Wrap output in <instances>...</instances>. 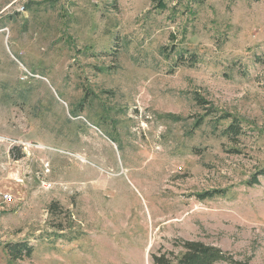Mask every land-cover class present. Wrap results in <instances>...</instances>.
<instances>
[{
  "label": "rangeland",
  "instance_id": "obj_1",
  "mask_svg": "<svg viewBox=\"0 0 264 264\" xmlns=\"http://www.w3.org/2000/svg\"><path fill=\"white\" fill-rule=\"evenodd\" d=\"M263 173L264 0H0V264H264Z\"/></svg>",
  "mask_w": 264,
  "mask_h": 264
},
{
  "label": "trees",
  "instance_id": "obj_2",
  "mask_svg": "<svg viewBox=\"0 0 264 264\" xmlns=\"http://www.w3.org/2000/svg\"><path fill=\"white\" fill-rule=\"evenodd\" d=\"M230 117V116H226ZM223 116L222 118H226ZM223 134L229 138H235L242 133V127L239 121L232 118L223 129ZM264 175V173H263ZM255 180L254 182H256ZM55 203L50 204V209L55 208ZM180 250L175 254L161 253L151 255L153 264H216L218 262H228L238 264L230 256H227L220 248L203 244L202 242L183 241L178 244ZM7 253L12 259L30 256L32 249L26 243H18L6 246Z\"/></svg>",
  "mask_w": 264,
  "mask_h": 264
},
{
  "label": "built area",
  "instance_id": "obj_3",
  "mask_svg": "<svg viewBox=\"0 0 264 264\" xmlns=\"http://www.w3.org/2000/svg\"><path fill=\"white\" fill-rule=\"evenodd\" d=\"M4 198H5V199H10V196L5 195Z\"/></svg>",
  "mask_w": 264,
  "mask_h": 264
}]
</instances>
